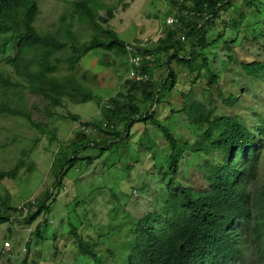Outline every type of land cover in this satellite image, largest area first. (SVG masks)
<instances>
[{
  "label": "trees",
  "instance_id": "obj_1",
  "mask_svg": "<svg viewBox=\"0 0 264 264\" xmlns=\"http://www.w3.org/2000/svg\"><path fill=\"white\" fill-rule=\"evenodd\" d=\"M243 1L254 11L255 36L264 38V0ZM101 10H106L107 15H101ZM228 10L240 13H234L227 26L210 38L209 33L217 30L216 20ZM40 13L39 0H0V56L10 71L0 67V117L19 116L35 123L24 109L26 91L46 99L50 115L67 99L74 103L92 100L94 93L83 87L76 75L77 63L93 50L129 57V43L109 24L115 16L112 6L99 0L69 1V10L60 17V29L47 33L37 28ZM69 17H76L83 25L96 29L97 35L81 43L77 33L67 26ZM246 18V13L234 0H183L180 23L163 31L156 44V50L165 56L161 81L152 80L151 48L140 46L134 51L143 55L141 66L134 68L149 77L139 81L128 79L126 83L132 84L130 91H141L144 101L149 103L148 108L141 109L135 94L127 97L128 100H122L121 94L111 98V105L107 106L110 111L113 109L110 118L123 122L124 131L116 130L115 123L110 122L111 130H106L103 147L79 132L78 139L70 144L71 151L64 147L54 159V187L60 188L64 176L79 160L81 146L93 145L107 150L127 139L135 123L142 121L162 131L173 150L167 195L159 210L134 219L127 264H249L254 257L264 264V182L258 180L264 148V99L259 100L260 107L247 110L251 119L239 113H227L212 102L213 92L218 90L227 108L239 105L244 89L242 80L235 81V90L225 92L221 86L222 74L216 71L209 49L223 42L232 51L236 38L228 37L227 28L239 27ZM182 39L189 40L188 51L183 48ZM230 63L239 64L248 80L264 83V60L239 62L234 55H229ZM185 73L192 85L188 92L178 90L184 105L175 110L170 99L163 101V98L173 93L183 80L181 74ZM161 101L171 113L182 112L192 124L202 128L194 146L179 139L157 116ZM180 147L189 149L193 155V160L189 161L195 167L192 182L191 177L187 178L189 182L183 179L188 172L182 164L183 150L177 153ZM200 157H204V162L195 164V159ZM22 167L19 163L10 171L0 170V187L4 179L16 177ZM53 190H47L38 201L27 203L29 223L50 212ZM17 210L3 200L0 226L11 222ZM44 220L47 223V219ZM41 226L42 223L38 224L33 233L40 235ZM72 233L78 237L80 252L98 260V244L79 236L76 228ZM27 263L28 257H25L22 264Z\"/></svg>",
  "mask_w": 264,
  "mask_h": 264
},
{
  "label": "rangeland",
  "instance_id": "obj_2",
  "mask_svg": "<svg viewBox=\"0 0 264 264\" xmlns=\"http://www.w3.org/2000/svg\"><path fill=\"white\" fill-rule=\"evenodd\" d=\"M69 1L72 0H39L41 13L36 21L37 28L43 33L59 30L60 17L69 10ZM99 1L115 8V16L109 24L122 39L128 43L149 41L152 80L161 81L165 73V56L156 50L159 41L156 40L163 31L180 23L183 0ZM234 4L246 13L247 18L239 27L227 28L228 37L236 38L233 50L229 51L221 42L217 47L212 46L209 52L214 58L216 71L222 74V89L225 92L235 90L237 80H242L244 89L235 108L222 104L218 90L213 92L212 102L227 113H239L251 119L247 110L261 106L259 100L264 99V83L245 78L239 64H228V57L234 55L239 62L264 60V38L256 37L253 31L254 11L243 0H234ZM234 13L239 14L240 11L223 13L222 18L216 20L214 27L217 30H212L209 37L214 38L226 27ZM100 14L106 16L107 12L101 10ZM170 18H174L175 23H170ZM67 26L77 33L81 43L97 35L96 29L83 25L76 17H69ZM183 42V48L188 51L189 40L184 39ZM102 61L107 63L102 64ZM0 67L10 72L3 56H0ZM134 70L129 57L93 50L76 67V75L83 87L94 93L92 100L74 103L67 99L50 115L46 110L47 100L26 91L24 109L35 123L19 116L0 117V170L10 171L17 164H23L16 177L3 180L0 206L3 200L16 208L26 206L29 202L38 201L47 190L54 189L49 203L50 212L45 216L29 223L27 215L14 211L11 222L0 226V258H6L8 264H22L25 257H28L27 264H127L128 247L134 237H131L134 219L159 210L167 195L173 150L162 131L142 121L135 123L127 139L118 141L107 150L83 143L86 147L81 146L79 160L64 176L60 188L54 187L56 179L52 167L56 155L64 147L71 151L70 144L78 139L79 132L94 142H100L103 147L106 130H111L110 122L111 125L115 123L116 130L124 131L123 122L110 118L113 109L110 111L107 106L111 105V98L121 94L122 100H128L127 97L135 94V101L141 109L145 111L148 108L149 103L144 101L141 91H130L132 84L126 83L133 79ZM181 76L183 80L175 87L177 92L174 90L168 98H163V101L170 99L172 107L177 109L184 105L178 90L188 92L192 85L187 73ZM162 103L157 107V116L175 131L179 139L189 141L190 147L194 146L202 128L192 124L182 112L171 113L170 108ZM182 150L183 168L188 172L183 179L192 182L195 167L189 161L193 160V155L184 147H180L177 153ZM203 159H195V164H201ZM188 177H191L189 181ZM258 180L264 182V148ZM44 218L47 223H44ZM40 223L41 232L36 235L33 232ZM75 228L79 236L98 244L100 262L80 252L78 237L72 233ZM6 241H10L13 247L8 257L2 254ZM249 264H260V261L254 257Z\"/></svg>",
  "mask_w": 264,
  "mask_h": 264
},
{
  "label": "built area",
  "instance_id": "obj_3",
  "mask_svg": "<svg viewBox=\"0 0 264 264\" xmlns=\"http://www.w3.org/2000/svg\"><path fill=\"white\" fill-rule=\"evenodd\" d=\"M169 22L173 24V23H175V19L174 18H170ZM160 37L156 41H158L160 39ZM148 43H149V41H147V42H138L137 41V42L129 43L127 45V49L129 51V58H130L131 63L133 64V66L140 67L141 66V61L143 59V55H141L139 53H135L134 51H136L137 47L147 46ZM132 77H133V79L139 81V80L148 79L149 75L142 74L139 70L135 69L133 71V76ZM26 206H27V204H26ZM26 206L19 207L18 210H17V213L18 214H23L24 216L28 215L29 207L28 206L26 207ZM12 248L13 247H12L11 242L10 241H6L5 245H4V248L2 249V254L6 255L8 257L10 255V252L12 251ZM0 264H8L7 259L5 258L3 260V259L0 258ZM10 264H13V263H10Z\"/></svg>",
  "mask_w": 264,
  "mask_h": 264
}]
</instances>
